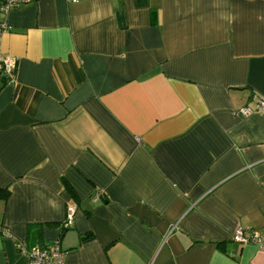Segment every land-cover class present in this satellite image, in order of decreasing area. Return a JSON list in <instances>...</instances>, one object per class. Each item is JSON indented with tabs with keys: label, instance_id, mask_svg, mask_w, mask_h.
Masks as SVG:
<instances>
[{
	"label": "crops",
	"instance_id": "0c3cea01",
	"mask_svg": "<svg viewBox=\"0 0 264 264\" xmlns=\"http://www.w3.org/2000/svg\"><path fill=\"white\" fill-rule=\"evenodd\" d=\"M3 57L0 264H264V0H33Z\"/></svg>",
	"mask_w": 264,
	"mask_h": 264
},
{
	"label": "built area",
	"instance_id": "2783aa9c",
	"mask_svg": "<svg viewBox=\"0 0 264 264\" xmlns=\"http://www.w3.org/2000/svg\"><path fill=\"white\" fill-rule=\"evenodd\" d=\"M33 0H0V11L7 12L10 9L19 6L21 3L31 2ZM16 66V61L12 57H3L0 59V74L5 78L10 77ZM264 108V101L258 102L254 107L244 106L239 109V114L242 116H249L254 112ZM98 195H95V199ZM75 212V205H67L66 218L63 221L62 227L69 228L73 224V214ZM0 232H5L0 225ZM232 239L241 243H254L260 249L264 250V234L258 231H251L249 236L243 234V230L238 228L232 235ZM17 250L19 253L27 257V264H64L66 252L61 248L58 240L52 241L48 244L39 246L32 245L26 247L18 244Z\"/></svg>",
	"mask_w": 264,
	"mask_h": 264
},
{
	"label": "trees",
	"instance_id": "16d2710c",
	"mask_svg": "<svg viewBox=\"0 0 264 264\" xmlns=\"http://www.w3.org/2000/svg\"><path fill=\"white\" fill-rule=\"evenodd\" d=\"M9 193H10V191H9L8 188H1V187H0V199H2V200H6V199L9 197ZM65 229H66V228L60 226V227H59V231H60V233H62ZM86 238H87V236H81V237H80V240H84V239H86ZM33 245H39V246H42V245H45V244L42 242V243H37V244H33ZM31 246H32V245H31Z\"/></svg>",
	"mask_w": 264,
	"mask_h": 264
}]
</instances>
